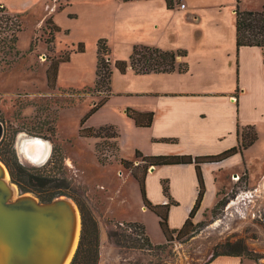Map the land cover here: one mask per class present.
<instances>
[{
    "label": "rangeland",
    "instance_id": "rangeland-1",
    "mask_svg": "<svg viewBox=\"0 0 264 264\" xmlns=\"http://www.w3.org/2000/svg\"><path fill=\"white\" fill-rule=\"evenodd\" d=\"M0 4L20 16L23 25L19 56H9L0 42V121L6 137L0 158L45 176L43 190L64 193L78 208L81 204L91 212L100 228L98 264H212L214 254L237 241L259 255V263L253 260L256 264H264V142L248 162L250 175L239 165L226 168L229 172L216 180L214 205L193 219L194 232L169 243L157 215L143 205L138 182L120 164V152L108 149L104 140L80 136L82 119L101 98L94 89L98 40L108 41L114 58L129 60L133 52L122 44L130 36L120 32L127 13L121 9L124 2L0 0ZM49 19L61 28L50 47ZM81 42L84 53L77 52ZM67 54L71 60L60 65L57 87L51 89L47 69L54 58ZM44 142L51 147L48 159H41ZM97 143L111 164L100 162ZM54 148L59 151L56 159H52ZM133 161L142 165L140 159ZM64 179L67 185L61 182ZM149 198L154 201L156 194ZM136 222L147 227L152 247L147 246L146 234L132 225Z\"/></svg>",
    "mask_w": 264,
    "mask_h": 264
},
{
    "label": "crops",
    "instance_id": "crops-1",
    "mask_svg": "<svg viewBox=\"0 0 264 264\" xmlns=\"http://www.w3.org/2000/svg\"><path fill=\"white\" fill-rule=\"evenodd\" d=\"M123 6L127 13L119 26L121 34L130 35L122 41L130 53L141 44L186 54L177 56V68L171 73L137 74L129 67L123 74L113 66L112 95L86 122L87 127L117 126L120 154L132 160H137V150L145 155H216L238 145L239 126L253 125L258 132L257 142L243 154L202 165L207 191L198 215L214 205L218 175L234 165L250 175L248 162L264 142V49H238L236 35V11H260L264 0H173L171 8L167 0H139ZM109 46L115 65L121 59L112 57ZM184 65L188 69L181 72ZM128 108L153 112L152 125L138 127L127 115ZM164 179L177 202L169 222L173 229H180L198 196L195 165L149 170L147 191L149 197L156 194V204L168 202ZM212 264L256 263L224 256Z\"/></svg>",
    "mask_w": 264,
    "mask_h": 264
},
{
    "label": "trees",
    "instance_id": "trees-1",
    "mask_svg": "<svg viewBox=\"0 0 264 264\" xmlns=\"http://www.w3.org/2000/svg\"><path fill=\"white\" fill-rule=\"evenodd\" d=\"M120 2H133L139 0H117ZM169 8L173 6V0H167ZM23 29L20 16L15 15L9 11V9L0 4V36L1 33L5 34L0 42L4 50H7L8 55L16 56L20 55V51L17 49V43L19 41V34ZM46 33H48L47 44L52 45L55 41L56 33L61 32V28L54 22L53 19H49L46 25ZM236 35H237V48L243 46L246 47H260L264 49V6L260 11H236ZM0 44V45H1ZM33 49V45H32ZM86 46L84 43L78 44L77 52L84 53ZM184 51H164L157 47L145 46L137 44L133 47V52L129 60H117L115 65L111 62V48L108 45L106 39H99L97 43V68H96V81H95V93L100 95L99 101L95 102L84 116L81 121L80 136L85 138H98L104 140V144L107 148H113L115 151L120 152L119 137L120 133L118 127L115 125H105L102 127H87L86 122L97 113L110 99L112 95V76L113 66H115L121 73H126L130 67L137 74L148 73H171L176 70V59L178 55H185ZM71 60L70 54L64 57L54 58L51 61L50 66L47 69V81L48 86L51 89L57 87L60 65L62 63L69 62ZM9 65L8 63H6ZM187 66L180 67L181 72L187 71ZM3 68L0 67V71ZM127 115L132 118L138 127H150L154 120L153 112H140L132 108L127 109ZM51 136L56 134L55 128L51 130ZM239 143L237 146L232 147L222 153L216 155L206 156H193V155H145L141 151H136L137 160L140 159L141 164H136L135 161L123 158L119 159L120 164L127 170H130L133 177L138 182L143 205L153 213H155L159 219L160 228L165 236L167 242H172L176 239H180L191 235L194 232L195 224L193 219L198 213L201 204L204 200L207 185L202 169L203 164L218 163L229 159L230 157L243 154L245 150L253 146L259 136L258 132L253 125L238 128ZM0 142V145L6 141ZM163 141H175L173 139H163ZM102 146L97 143V155L101 163L104 165L111 164V157L104 154L101 148ZM59 151L56 148L53 149L52 159H56V155ZM114 157V156H113ZM8 167L12 181L16 183L22 193H35L38 198L43 201H51L61 196H67L64 193H51L43 190L44 182L48 181L45 176L39 173H33L32 170L19 164L17 161L4 160L0 158ZM182 164H194L197 173V179L199 183L198 196L196 203L189 215V218L185 222L184 226L180 229H173L169 222L170 210L173 205H177V202L172 198L170 193L169 181H163V193L168 199L165 204L154 203L148 195L147 191V176L150 168L182 165ZM64 179L61 181L66 184ZM166 183L168 185H166ZM67 185V184H66ZM80 212L82 213V230L81 238L78 246V250L71 264H98L100 257V228L98 222L95 220L91 212L86 210L83 205H79ZM134 227H137L143 233L146 234L147 227L144 223H132ZM148 234V232H147ZM146 234L147 246L152 247V240L149 235ZM231 256V257H245L250 260H254L259 263V255L252 251L244 241H237L234 243H227L222 253L214 254L212 261L218 257Z\"/></svg>",
    "mask_w": 264,
    "mask_h": 264
},
{
    "label": "water",
    "instance_id": "water-1",
    "mask_svg": "<svg viewBox=\"0 0 264 264\" xmlns=\"http://www.w3.org/2000/svg\"><path fill=\"white\" fill-rule=\"evenodd\" d=\"M4 133L0 121V142ZM81 230V212L73 200L61 196L43 202L22 193L0 161V264H71Z\"/></svg>",
    "mask_w": 264,
    "mask_h": 264
},
{
    "label": "bare ground",
    "instance_id": "bare-ground-1",
    "mask_svg": "<svg viewBox=\"0 0 264 264\" xmlns=\"http://www.w3.org/2000/svg\"><path fill=\"white\" fill-rule=\"evenodd\" d=\"M43 144L45 146V149H44L43 156L41 157V159H44V158L48 159L51 153V147L47 142H44ZM16 192L19 193L18 190Z\"/></svg>",
    "mask_w": 264,
    "mask_h": 264
},
{
    "label": "built area",
    "instance_id": "built-area-1",
    "mask_svg": "<svg viewBox=\"0 0 264 264\" xmlns=\"http://www.w3.org/2000/svg\"><path fill=\"white\" fill-rule=\"evenodd\" d=\"M182 8H185V4L181 5Z\"/></svg>",
    "mask_w": 264,
    "mask_h": 264
}]
</instances>
